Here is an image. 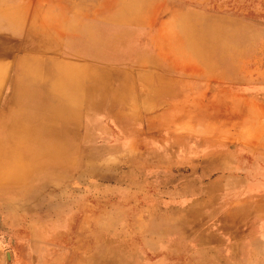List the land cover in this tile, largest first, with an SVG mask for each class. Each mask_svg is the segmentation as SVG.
<instances>
[{"label":"rangeland","instance_id":"374dc122","mask_svg":"<svg viewBox=\"0 0 264 264\" xmlns=\"http://www.w3.org/2000/svg\"><path fill=\"white\" fill-rule=\"evenodd\" d=\"M176 1L181 12L155 38L173 59L166 65L174 91L156 93L159 79L149 76L119 91L123 100L110 110L112 90L102 86L111 79L94 73L92 93L79 94L77 134L38 125L36 137L50 136L58 151L50 159L48 152L22 154L27 176L1 184L0 264L12 263L24 231L48 228V217L37 221L32 214L35 202L54 198L60 207L50 214L61 216L56 224L66 234L55 240L68 247L72 264L107 258L110 264H264V0ZM52 68L49 62L47 73L13 84L59 85ZM14 96L13 109L0 111V138L5 120L26 123L28 108L33 116L44 107L37 93L28 105ZM117 111L129 116L116 119ZM42 118L36 114L32 124ZM86 121L93 123V140H85ZM117 121L166 140L174 156L190 142L189 158L162 159L151 144L152 153L142 156L144 146L135 141L98 156L96 149L116 144L105 139L116 137Z\"/></svg>","mask_w":264,"mask_h":264},{"label":"crops","instance_id":"0c3cea01","mask_svg":"<svg viewBox=\"0 0 264 264\" xmlns=\"http://www.w3.org/2000/svg\"><path fill=\"white\" fill-rule=\"evenodd\" d=\"M177 6L176 0H0V111L13 109L15 94L23 95L21 103L28 105L31 101L30 95L37 93L36 101L40 103V96V99L44 100L42 106L45 108L50 107L51 103L60 108V114L56 115L57 123H54L55 131L60 133L63 127L72 134L76 133L74 131L78 126L79 94L92 93L94 73H102L104 77L111 79L107 85L102 86L112 90L110 110H114V104L123 100L119 91L131 89L140 83L141 79L149 76L159 79L160 85L157 80L154 83L156 93L174 91V75L167 70L169 68L166 65L168 62L172 63L173 59L164 56L161 44L159 45L155 38L164 27L167 28L169 19L181 12ZM49 62H53L50 72L59 73V85L57 80L55 89L51 90L52 85H23L21 92V88L14 86V78L24 81L30 77V73H47ZM3 73H6V76H3ZM9 79L11 82H8ZM163 81L168 83L166 87L161 85ZM85 98L89 100L87 96ZM90 110H93V106ZM26 114L25 120L29 126L32 124L31 117H36V114L32 116V107L28 108ZM91 114L93 115V111ZM108 115L111 117L110 113ZM123 115L118 112L114 118ZM126 115L124 116H129L128 113ZM0 116L2 117V114ZM47 116L49 113L45 114V117ZM119 123L112 124L116 129L112 128L111 132L116 133V137L105 139L116 144L102 145L96 149L101 152L98 156H108L103 151H109L112 147L122 150L135 141L144 146L142 156L146 152L152 153V149H149L151 144V148H156L157 155L162 159L189 158L187 153L190 142H185L174 156L166 140L164 143L162 139H153L148 135L120 128L118 126L122 124ZM4 124L5 135L0 138V142L9 144L12 139L7 137L8 132L5 131L15 125L11 119L5 120ZM86 127L85 140H93L89 138L93 137V123L86 121ZM27 129L26 132L31 135V129ZM49 139L52 138L49 136ZM197 146L198 157H201V142H198ZM180 154L185 155L181 157ZM3 157L0 154V160ZM27 157L38 158L36 154ZM7 167L0 172V188H6L1 185L6 182H22L29 172L28 166L15 167L8 162ZM17 174L22 177L16 179ZM52 189L56 192L54 187ZM37 202L35 204L39 208L32 217L37 221L48 217L45 219V222L49 223L48 228L44 225L43 229L24 231L23 235L19 236L21 240L16 242L17 251L11 264H72L67 260L68 247L55 240L66 236L56 224L60 222L61 216L50 214L52 211L56 213L60 207L59 199ZM101 264H110L109 259L103 260Z\"/></svg>","mask_w":264,"mask_h":264},{"label":"bare ground","instance_id":"6f19581e","mask_svg":"<svg viewBox=\"0 0 264 264\" xmlns=\"http://www.w3.org/2000/svg\"><path fill=\"white\" fill-rule=\"evenodd\" d=\"M199 30L201 31V27ZM212 52L217 54L218 50H216V48H215L214 51H212ZM53 88L55 89V84L52 85L51 90H53ZM22 91H23V89L21 87V92ZM40 98L41 97L39 96V100L43 105L44 100L40 99ZM59 110H60V108L56 107V105L54 106L53 103H51L50 107H47V108H45V107L41 108V106H40V110L38 111V114L37 113L36 114H37V117L39 119H41V117H43V120H44V118H45V122H43V120H39L37 124H30L28 127L24 125L26 123L20 121L19 117H18V120L17 119H11L15 126L12 129H6L5 132L6 133L8 132L7 137L10 136L9 138H11L12 141L9 144H7L6 142H0V154H2L4 156L2 158V160H0V172L4 169L8 168L7 167L8 162L11 163V165L14 164L15 167L26 168V165H25L26 163L22 160L23 159L22 157H24V156H22V154H25L26 156H33L36 154L37 157H40V156H42L41 153L48 152V155H46L47 157H49V158L55 157L56 154H49V152H51V151L57 152L58 149L55 148L54 145L53 146L50 145V139L47 143L43 144V142L46 140L37 138L36 135L39 132L37 129L38 125H42L44 127L46 125L49 127L54 126L55 116L57 114L58 115L60 114ZM20 112H21V110H20ZM55 112H56V114H55ZM21 113H20V117H21ZM46 113H49V116L45 117ZM24 114H25V118H24V120H25L27 118V114L26 113H24ZM56 119H57V116H56ZM6 126H8V128H10L8 123H6ZM3 127L5 129V124L3 125ZM31 127H33L36 131H34V129L32 130ZM27 128L31 129V135H28V132H26ZM4 135H5V133H4ZM21 151L24 153H21ZM58 157H60V155H58Z\"/></svg>","mask_w":264,"mask_h":264}]
</instances>
